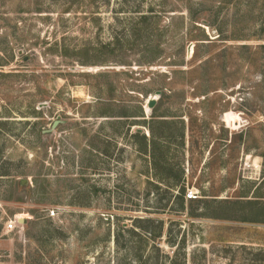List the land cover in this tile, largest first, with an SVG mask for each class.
I'll return each instance as SVG.
<instances>
[{
  "label": "rangeland",
  "instance_id": "1",
  "mask_svg": "<svg viewBox=\"0 0 264 264\" xmlns=\"http://www.w3.org/2000/svg\"><path fill=\"white\" fill-rule=\"evenodd\" d=\"M6 172L0 264H264V0H0Z\"/></svg>",
  "mask_w": 264,
  "mask_h": 264
},
{
  "label": "trees",
  "instance_id": "2",
  "mask_svg": "<svg viewBox=\"0 0 264 264\" xmlns=\"http://www.w3.org/2000/svg\"><path fill=\"white\" fill-rule=\"evenodd\" d=\"M155 108V107H154ZM154 108L152 109V111H154ZM142 113V112H141ZM142 116V115H141ZM162 124H165V121H161ZM147 125H150V124H147ZM148 130L150 132V138L146 137V135L142 134L141 137H139L140 139V144H137L136 146L138 147L137 148V151L139 153H148L150 156H152L154 158L155 156V152L157 150V142H156V134L154 132V129L153 127L149 126L148 127ZM141 132H136L135 133V136H139ZM7 176L9 175L7 172L6 173H0V176ZM180 191V189H179ZM184 190H182L180 193H179V198H180V203L182 204L184 199H186L185 195H184Z\"/></svg>",
  "mask_w": 264,
  "mask_h": 264
},
{
  "label": "built area",
  "instance_id": "3",
  "mask_svg": "<svg viewBox=\"0 0 264 264\" xmlns=\"http://www.w3.org/2000/svg\"><path fill=\"white\" fill-rule=\"evenodd\" d=\"M192 197H194V195L191 192L186 193V198H192ZM48 214L50 217H54L56 215V211L54 209H52L49 211ZM16 223H17L16 221L11 220L9 223H7L5 225V229L7 231H12L13 229L16 228Z\"/></svg>",
  "mask_w": 264,
  "mask_h": 264
},
{
  "label": "water",
  "instance_id": "4",
  "mask_svg": "<svg viewBox=\"0 0 264 264\" xmlns=\"http://www.w3.org/2000/svg\"><path fill=\"white\" fill-rule=\"evenodd\" d=\"M159 93H160V91L157 90L156 91V95H159ZM155 104H156V98L155 97L149 99L148 102H147L148 109H152ZM56 123H57V121L54 122V124H56Z\"/></svg>",
  "mask_w": 264,
  "mask_h": 264
}]
</instances>
